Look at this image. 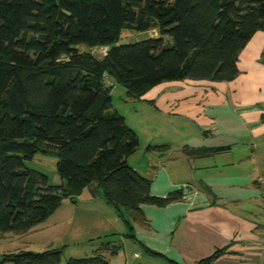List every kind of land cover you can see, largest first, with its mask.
<instances>
[{
    "label": "trees",
    "instance_id": "1",
    "mask_svg": "<svg viewBox=\"0 0 264 264\" xmlns=\"http://www.w3.org/2000/svg\"><path fill=\"white\" fill-rule=\"evenodd\" d=\"M151 29L159 35L120 43L125 30ZM257 31H264V0H0V232L28 233L92 185L117 208L131 238L132 223L147 222L143 204L183 200V189L154 195L151 180L129 163L139 136L112 109L108 81L134 99L163 82L232 81L240 73V53ZM80 44L107 53L80 51ZM228 149L183 151L202 157ZM37 153L57 157L61 184L26 166ZM121 248L104 242L92 256L66 264H108L105 254ZM63 253L64 247L21 250L4 254L2 263L58 264Z\"/></svg>",
    "mask_w": 264,
    "mask_h": 264
},
{
    "label": "crops",
    "instance_id": "2",
    "mask_svg": "<svg viewBox=\"0 0 264 264\" xmlns=\"http://www.w3.org/2000/svg\"><path fill=\"white\" fill-rule=\"evenodd\" d=\"M238 67L232 81L161 84L153 87L158 90L154 95L151 88L139 98L161 120L148 146L167 148L144 147L141 161L136 158L143 149L140 141L129 163L151 180L154 195L183 189V200L165 207L143 204L147 222L132 223L131 238L117 208L92 185L75 201L67 199L72 206H60L28 233L0 232V264H12L2 263L4 254L63 247L69 255L58 264H66L89 256L84 254L104 242L122 243L115 255L105 254L108 264H153L150 258L200 264L224 247L226 253L202 264H264V199H259L258 184L264 175V31H257L241 51ZM186 146L230 149L190 157L183 151ZM144 245L162 256L148 253Z\"/></svg>",
    "mask_w": 264,
    "mask_h": 264
},
{
    "label": "rangeland",
    "instance_id": "3",
    "mask_svg": "<svg viewBox=\"0 0 264 264\" xmlns=\"http://www.w3.org/2000/svg\"><path fill=\"white\" fill-rule=\"evenodd\" d=\"M158 35H159V32L157 29H151V30L146 31V32H136V31H132V30H125L123 32V38L120 40V43L136 42L138 40H142V39H145L147 37H156ZM164 38L166 41H169L168 36H164ZM77 48L80 51H90L91 50L85 44H80L77 46ZM91 51L100 57L104 53V48H93ZM184 81L189 82L188 83L189 86L191 83H195V82H204L205 83V81H209L210 84L216 83L215 81H210V80L187 79ZM175 82H179V81H175ZM175 82H163V83H160L156 86L157 87L162 86L161 84L168 85L170 83H175ZM165 85H163V86H165ZM157 87H156V89H154V88L152 89L153 91L150 93V96L154 95V93L158 91ZM158 89H161V87H159ZM111 95H112V109L117 110L119 113L124 115L127 119V122L131 123L134 126L135 130L137 131V133L139 135L143 149L141 148L140 151H138L139 153H137L136 158H140L142 161L143 158L141 156V154H142L141 152H142V150H144V147H147L149 145V142H148L149 137H150V135H152L154 133V130L156 129L158 124L161 123V120L159 121L158 114L155 113L154 109H152V107L148 103H146L142 99H134V98L129 97V95L127 94V91L125 90V88L123 86L114 85L113 89L111 91ZM132 162L134 163L135 160L133 159ZM133 163H132V165H133ZM25 164L27 167H29L31 169H35L37 171H40V172L46 174L49 177L50 183H52V184H61L63 182V180L61 179V177L57 173V168H56L57 167V157L56 156L47 155L44 153H37L33 159L26 160ZM64 202H66V203H64ZM61 206H72V205H71L69 200L67 201V199H65ZM251 206H255V203L252 202ZM89 247H90L89 245H86V247L78 248L76 250L83 251ZM87 253L88 254H84V255H89V256L93 255L92 252H87ZM67 255H69L68 252H65L63 254V260H65ZM89 256H87V257H89ZM149 260L153 264H154V262H160L162 264H165V262L163 260H160V259H151L150 258Z\"/></svg>",
    "mask_w": 264,
    "mask_h": 264
},
{
    "label": "built area",
    "instance_id": "4",
    "mask_svg": "<svg viewBox=\"0 0 264 264\" xmlns=\"http://www.w3.org/2000/svg\"><path fill=\"white\" fill-rule=\"evenodd\" d=\"M106 53H107V48H104V54ZM258 184L260 189L259 199H264V175L259 178Z\"/></svg>",
    "mask_w": 264,
    "mask_h": 264
}]
</instances>
